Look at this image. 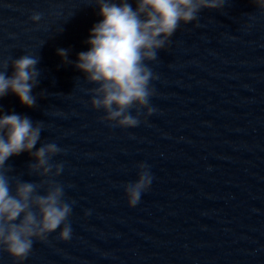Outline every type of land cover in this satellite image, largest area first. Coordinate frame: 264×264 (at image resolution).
Segmentation results:
<instances>
[{
	"label": "water",
	"instance_id": "1",
	"mask_svg": "<svg viewBox=\"0 0 264 264\" xmlns=\"http://www.w3.org/2000/svg\"><path fill=\"white\" fill-rule=\"evenodd\" d=\"M0 264H264V0H0Z\"/></svg>",
	"mask_w": 264,
	"mask_h": 264
}]
</instances>
